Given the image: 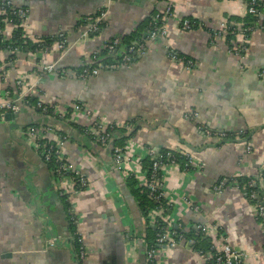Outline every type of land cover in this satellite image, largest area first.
<instances>
[{"label": "crops", "instance_id": "crops-1", "mask_svg": "<svg viewBox=\"0 0 264 264\" xmlns=\"http://www.w3.org/2000/svg\"><path fill=\"white\" fill-rule=\"evenodd\" d=\"M12 1L29 10L21 28L24 39L32 44L63 32L67 50L61 53L55 44L47 54L0 49V92H28L32 100L53 106L49 115L24 107L12 122L0 120V264H76L68 241L73 231L89 251L85 264H146L152 232L165 216L181 232L197 223L215 226L221 238L217 234L208 238L216 250L227 245L244 255L242 264H264V235L255 206L240 189L227 187L219 195L212 190L224 177L259 178L264 167V75H260L264 31L258 28L246 40L237 34L230 41L212 40L209 32L220 30L224 23L240 27L246 13L244 0H168L175 19L166 24L165 38L148 42L146 54L128 69L101 72L86 81L77 77L83 63L94 52H103L112 38L128 36L154 12L162 11L165 2ZM100 9L106 12L105 26L98 34L81 38L79 20ZM188 18L201 27L181 32L177 22ZM16 30L6 27L7 43ZM241 46L245 51L238 56L233 50ZM169 49L193 60L194 70L170 62ZM39 62L55 63L56 72L40 77ZM60 69L66 72L62 78ZM76 102L91 117L74 111ZM188 111L197 114L195 120L184 118ZM45 116L56 123L50 125ZM94 118L120 130L115 140L124 148L120 169L112 163L109 145L99 146L85 135ZM199 126L245 136L215 142L205 138ZM30 127L38 132L51 127L47 138L54 144L66 138L62 156L86 178V190L74 193L70 178L51 174L27 136ZM163 150L190 156L193 167L163 168L165 209L156 207L143 217L132 191L143 196L146 166ZM260 179L264 205V179ZM50 238L57 239L51 248ZM156 260L208 264L185 239L175 248L158 250Z\"/></svg>", "mask_w": 264, "mask_h": 264}, {"label": "built area", "instance_id": "built-area-1", "mask_svg": "<svg viewBox=\"0 0 264 264\" xmlns=\"http://www.w3.org/2000/svg\"><path fill=\"white\" fill-rule=\"evenodd\" d=\"M156 2H165V8L162 11H156V14L151 18L152 25L154 24V26L144 42H134L127 48H122L123 45L121 44L120 39L113 38L104 45L103 52H94L91 58L83 63L80 71L77 74V77L82 81H86L90 78L98 76L101 72L117 71L123 68L128 69L132 65V55H135L139 58L142 57L146 54V45L148 42H153L165 38L167 34L166 24L170 20L175 19V14L172 5L168 3V0H156ZM257 7L264 8V0H250L248 6H246L245 15H258L256 9ZM104 10L105 9H100L97 14L79 20L78 28L81 29V38H88L99 33L100 30H102V28L105 26L104 19L106 12ZM28 18L29 10L27 8L16 6L12 0H0V49H7V51H10L11 53L17 51L16 48L12 49L11 47H9L8 44H10V42H6L5 29L7 26L23 28L25 23L28 21ZM158 23L160 24L157 25ZM177 23L178 29L181 32H189L201 27V24L198 21H191L189 19H182ZM237 28L238 26L236 24L224 23L221 25L220 30H209V32L211 33L210 36L213 40L215 37L226 38L229 33H232ZM259 29L264 31V26L260 27ZM247 31L249 30L245 29L243 33H247ZM246 39L247 38H244V40ZM36 44L38 48L37 53L39 54H47L52 44H55L57 49L61 53H64L67 50L66 40L63 32H57L53 36H49L47 40L38 39ZM244 51L245 46L234 48L233 50V52L238 56L242 55ZM166 56L170 62L182 66L184 70L188 72L194 70V68L196 67L193 60L187 58L186 56L180 55L177 51H174L172 49L167 50ZM107 57H110V59L107 60ZM39 63L40 64H37V74L40 77L51 75L57 70V66L55 63ZM65 74V70H58V76L60 78L64 77ZM260 75L263 76L264 71H262ZM19 86L20 83L18 82L17 87L19 88ZM27 94L28 92H25L23 94H19L17 92L12 93L10 90L0 92V120L4 118V115L8 113L18 112L21 108L24 107H31L33 109H36L43 115H49L48 113L53 110V106H46L41 102L34 101L26 96ZM30 99L34 102H31ZM73 110L83 113L87 117H91L90 111L80 103H74ZM196 117L197 114L192 111H188L184 114V118L189 121L195 120ZM110 127L111 125L107 126L99 119L94 118L92 120L91 128L87 130L85 129L84 133L85 135L90 136L93 142H95L99 146L105 147L109 144L111 139L112 134L109 131ZM198 129L202 132L205 138L214 140L215 142L223 141L228 137L227 133H225L224 131L213 130L205 126H199ZM52 131L53 129L51 127H46L43 132H38L36 128L30 127L27 129V136L30 138V140H32L35 152L41 157V160L46 164V166H48L51 174L54 175L55 178H70L73 184L74 193L86 190L88 186L86 178L78 171L73 170L72 166L65 162L62 156L61 148L66 138L61 137L60 141H58L57 143H51L47 138V134L51 133ZM238 138L239 137H236V139ZM123 156L124 148L118 144L114 145L112 148V163L116 166L117 169H120L122 165ZM185 156L187 159L186 166H188V168H192L193 162L190 156ZM164 158L168 163L162 162V156H160L159 153L154 158V162L152 163V166L150 168L145 185V195L147 196V198L153 201L158 208L163 209H165L163 207L165 204V192L163 190L162 176L160 172L165 167H177L176 160L170 153H166L164 155ZM188 170L189 169L185 171ZM240 177L221 178L212 186V190L216 195H219L227 187L244 191L248 189V201L252 203L256 208L255 218L256 221H261L260 224L264 235V205L260 203L258 192L251 190V188H254L256 186V180L251 179L244 182L243 184H240L238 182V178ZM263 177L264 167L260 171V178L264 179ZM194 211H197V208H194ZM68 216L70 223L74 225L76 223V219L74 212L70 207L68 208ZM163 218L164 226L158 228L153 242L149 244L147 249L145 250L146 264H158L156 260V252L158 250L162 248H175L180 241L185 239L182 235L177 233L176 228L172 227L169 221H166L168 220L166 216L162 217V219ZM194 226L197 231L201 232L202 236L204 235L208 237L217 234L221 238L220 230L215 226H209L199 223L195 224ZM128 240L133 242L131 238H129ZM68 241L74 248V259L76 264H85L89 256V251L84 247L81 235L77 231H74L72 235L69 236ZM186 242L189 247L194 245L193 239H190ZM48 244H57V239L50 238L48 240ZM211 249L213 254L208 256H204L198 251L192 249L191 250L199 256L204 257L205 259L213 258L214 264H232V261L233 264H242L243 262L244 255L240 252L232 250L227 245H223L220 251L216 250L213 246L211 247Z\"/></svg>", "mask_w": 264, "mask_h": 264}, {"label": "trees", "instance_id": "trees-1", "mask_svg": "<svg viewBox=\"0 0 264 264\" xmlns=\"http://www.w3.org/2000/svg\"><path fill=\"white\" fill-rule=\"evenodd\" d=\"M249 2H250V0H244V3H245L246 6H248ZM256 9H257V14L258 15H256V16L250 15V14L245 15L240 20L241 26L238 27L232 33H229L226 36L227 41H230L232 38H234V35H237V34H239V35L242 34V35H244V38H249L250 34L254 30L264 26V8L257 7ZM155 14H156V12H154L151 15V17H149L145 22L140 24L138 26V28L136 30H134L131 34H129L128 36L122 37L121 39L119 38L121 44L123 45L122 48L123 47L127 48L128 46H130V44H132L134 42H140L141 43V42L145 41V39L148 37L149 33L153 29L154 24L152 25L151 18ZM188 19L191 20V21H196V20H193V19H190V18H188ZM159 24L160 23H158L157 25H159ZM245 29H247L249 31H247V33H243ZM43 40H47V38L43 39ZM8 45L12 49H15V48L19 49V50L29 49L32 52H38V48H37V44L36 43H32L31 44L27 39L22 38L21 28H17V30L13 34L12 42L10 44H8ZM180 55L185 56L183 54H180ZM136 58H137V56L132 55V59H133L132 63L135 61ZM108 59H110V57H107V60ZM30 101L34 102L31 99H30ZM109 131L112 134L111 137L114 136L115 140H116V137L118 136V133H120L118 131H120V130L119 129L117 130V128L115 126H111ZM60 132H62V131H60ZM60 132H59L60 136L64 135V134H61ZM225 133H227V135H228V137L225 140H234V139H236V137L244 138V136H245L243 133H237V134H233V133H229V132H225ZM86 136L91 139L90 136H88V135H86ZM117 144H118L117 141L116 142L114 141V145H117ZM118 145H120V144H118ZM166 153H170L173 156V158L176 160L177 167H179L181 170L185 171L187 169H189V170L191 169L190 167L188 168V166H186L187 165L186 164L187 163L186 156L181 154V153L175 152V151H169V150L160 151L159 155L162 156V159H161L162 162L168 163L167 160L164 158V155ZM153 162H154V159L152 161H149L148 165L146 166V168H147V178H148V174H149V171H150V168H151ZM251 179L252 180H256V183H257L254 188H251V190H254V191L258 192V197H259V200H260V197H261V188L259 187V179H260V177L259 178L240 177V178H238V182L240 184H243L244 182H246L248 180H251ZM130 185L131 184L129 182L128 186L130 187ZM242 191L245 194L246 198L248 199V191L249 190L247 189L246 191H244V190H242ZM132 193L135 194V196H136V198L138 200L139 209H140V212H141L143 217H147L149 212L152 209L157 207V205L153 201H151L149 198H147L145 193L143 194V196L139 195L136 191H132ZM260 203H261V200H260ZM257 222L261 223L260 220H257ZM162 226H164V223L162 221H158L157 225H155V228H154V230L152 232L153 236H151V243L154 240V237H155L156 232L158 231V228L162 227ZM194 227L195 226H192V228H190L188 232L177 231V233L182 235L185 238L186 241H188L190 239L194 240V245L190 246V248L192 250L198 251L204 256H208V255L213 254L212 249H211L212 244L210 242V239L208 237L204 236V235L202 236L201 232L197 231ZM71 228L73 229V227H71ZM207 262H208V264H214V259L213 258L212 259L211 258L207 259Z\"/></svg>", "mask_w": 264, "mask_h": 264}, {"label": "water", "instance_id": "water-1", "mask_svg": "<svg viewBox=\"0 0 264 264\" xmlns=\"http://www.w3.org/2000/svg\"><path fill=\"white\" fill-rule=\"evenodd\" d=\"M20 112H21V111L14 112V113H8V114L4 115V120L7 121V122H12L15 118H17V116L20 114ZM44 118L47 119V121H48V123H49L50 125H53V124L56 123V122L50 120V118H47L46 116H45ZM68 129H69V128H68ZM114 141H115V137L112 136L111 139H110V142H109V144H108V145H109V148H110L111 151H112V148H113V146H114ZM224 141H226V140H223L222 142H224ZM35 201H36V199H33V203H34ZM48 246H49V248H51V247H53V246H55V245H54V244H53V245L49 244ZM232 264H233V261H232Z\"/></svg>", "mask_w": 264, "mask_h": 264}]
</instances>
